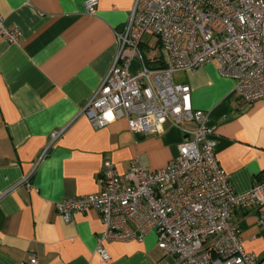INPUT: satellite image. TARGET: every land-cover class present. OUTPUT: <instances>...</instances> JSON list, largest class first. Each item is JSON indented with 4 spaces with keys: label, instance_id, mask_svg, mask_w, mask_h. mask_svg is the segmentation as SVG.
Wrapping results in <instances>:
<instances>
[{
    "label": "crops",
    "instance_id": "crops-1",
    "mask_svg": "<svg viewBox=\"0 0 264 264\" xmlns=\"http://www.w3.org/2000/svg\"><path fill=\"white\" fill-rule=\"evenodd\" d=\"M86 1L0 0L4 25L21 31L16 42L0 38V264H30L33 257L37 264H104L94 253L104 230L98 210L65 221L57 203L100 192L108 163L125 173L138 156L154 171L178 154L180 125L167 122L160 133L146 135L113 112L106 126L94 128L82 112L116 58V32L136 3L98 0L90 15ZM144 47L152 48L143 42V53ZM161 54H144L146 63L159 65ZM139 65L132 61V70ZM177 75L190 86L192 107L209 113L218 163L236 191L247 193L264 171V98L240 104L234 81L220 75L216 61ZM60 130L53 140L51 133ZM258 215L239 209L233 219L244 248L263 255ZM107 249L110 264H173L153 231Z\"/></svg>",
    "mask_w": 264,
    "mask_h": 264
},
{
    "label": "built area",
    "instance_id": "built-area-1",
    "mask_svg": "<svg viewBox=\"0 0 264 264\" xmlns=\"http://www.w3.org/2000/svg\"><path fill=\"white\" fill-rule=\"evenodd\" d=\"M97 5L87 0V13L95 14ZM20 35L17 26L4 25L0 13V38L16 42ZM144 36L157 38L159 65L146 63ZM116 38V58L82 112L94 128L106 126L113 112L127 119L132 132L146 135L160 133L167 122L180 125L178 154L154 171L138 156L125 173L108 163L100 192L62 199L57 210L65 221L98 210L104 230L94 253L104 264H110L108 243L142 241L152 231L173 264H264V253L244 248L233 219L235 210H258L264 236V171L247 193L236 191L218 163L209 113L194 109L190 86L175 79L216 61L220 75L234 81L240 104L264 98V0H136ZM134 60L140 63L135 71ZM62 131L52 132V139Z\"/></svg>",
    "mask_w": 264,
    "mask_h": 264
},
{
    "label": "rangeland",
    "instance_id": "rangeland-1",
    "mask_svg": "<svg viewBox=\"0 0 264 264\" xmlns=\"http://www.w3.org/2000/svg\"><path fill=\"white\" fill-rule=\"evenodd\" d=\"M143 42L149 43L152 46V48H153V49L152 48L149 49V48L144 47V54L146 56L149 57L150 55L159 54L161 52V48L159 47V45L156 44L157 43V38L156 37L144 36L143 37ZM177 78H178V75L177 76L175 75V79L176 80H177ZM259 228L261 229L260 226H259Z\"/></svg>",
    "mask_w": 264,
    "mask_h": 264
},
{
    "label": "trees",
    "instance_id": "trees-1",
    "mask_svg": "<svg viewBox=\"0 0 264 264\" xmlns=\"http://www.w3.org/2000/svg\"><path fill=\"white\" fill-rule=\"evenodd\" d=\"M147 64H148L149 66H151V62H149V61H148V63H147Z\"/></svg>",
    "mask_w": 264,
    "mask_h": 264
}]
</instances>
